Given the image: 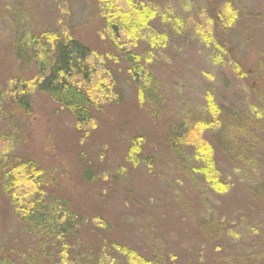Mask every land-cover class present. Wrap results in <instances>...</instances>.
I'll return each mask as SVG.
<instances>
[{"label":"rangeland","instance_id":"obj_1","mask_svg":"<svg viewBox=\"0 0 264 264\" xmlns=\"http://www.w3.org/2000/svg\"><path fill=\"white\" fill-rule=\"evenodd\" d=\"M135 1L156 14L132 46L148 57L141 97L128 58L115 56L110 19L125 0H0L1 100L14 81L38 78L17 45L39 32L68 33L88 47L94 84L112 73L120 99L107 91L112 102H97L84 128L44 92H25V112L5 99L0 155L35 161L48 190L83 223L58 246L63 252H50L49 242L45 251L3 196L0 261L134 264L130 252L163 264H264V0ZM165 14L176 30L161 21ZM228 14L235 20L223 28ZM208 113L214 126L201 137L214 150L217 189L188 158L195 135L178 158L167 140L183 119ZM139 138L143 157L129 162L126 148Z\"/></svg>","mask_w":264,"mask_h":264},{"label":"trees","instance_id":"obj_2","mask_svg":"<svg viewBox=\"0 0 264 264\" xmlns=\"http://www.w3.org/2000/svg\"><path fill=\"white\" fill-rule=\"evenodd\" d=\"M125 2L127 7L123 10L120 9V15L113 14L110 19L111 25H113L111 26L113 42L118 49V51L115 50L117 53L115 56L120 54V56L128 58L129 68L126 71L137 84L138 96L141 97L140 91H145L143 85L146 88L150 81L144 66L148 57L145 59L138 55L134 56L132 46H136L134 42L138 39L140 32L151 25V19L156 17V14L146 6L144 7L141 2L135 0H125ZM135 3H138V6ZM114 10L117 8L115 7ZM218 13L219 11H217ZM130 14L134 17H130ZM166 15H161L159 18L164 25L166 24L167 27L172 25L171 27L176 30L177 20H170L171 18ZM220 16H216V19ZM135 18L137 20L134 22ZM221 18L224 22L223 28L230 26L235 20L233 14L222 15ZM212 20L215 21V18ZM25 38H22L25 40L23 47L20 45V38L18 39L17 50L19 55L22 54L34 62L38 78L34 79L33 83L30 80L14 81L15 85L8 87L5 96V99L12 98L17 107L22 108L24 112L29 108V102L27 103L24 99L27 95L25 92L35 89L37 92L48 94L60 108L67 109L74 117L75 123L84 128L90 123L91 109L97 102L102 103V106L108 100L112 102L107 95L108 92L111 96H116V101H120L118 91L113 95V81L116 79L112 73L110 76L107 75L106 72L110 70L105 72L104 69L102 70L106 73L103 78L104 83L97 79V83L94 84L92 79L94 69L91 68L88 58L90 50L72 35L39 32L36 36L29 34ZM168 38L167 34H163V42ZM2 98L3 100L0 98V111L3 110L1 107L5 102L4 96ZM212 116L209 113L203 117L198 114L197 117H193V122L183 119L172 127L167 140L170 151L178 158L182 155L185 145L191 143L188 138L195 135L196 143L194 145L191 143L192 153L188 158L200 163V170L198 167L195 168L196 173H200V171L204 173V179L214 189H217L222 185V182L219 180L217 170H214L212 160L214 150L209 145V141L207 142L201 137L205 130L214 126L215 117ZM144 142L142 138H139L129 143L126 148L127 161L143 157ZM132 155H135L134 158H131ZM85 176L88 177V173H85ZM48 181L46 172L35 161L13 154L12 156L0 155V199L5 196L16 221L23 224L25 232L36 239L37 245H41L45 251H48L45 243L49 242L53 246L50 247V252L57 250L63 252L64 249H58V246H62L69 239H75L78 236L77 228L83 223V219L77 217V214L63 199L54 197L55 195L47 188ZM129 254L130 260L134 264H163L162 261H144L136 257L135 254L130 252ZM44 256L46 257V255ZM0 264L12 263L3 259ZM53 264H57V262H53Z\"/></svg>","mask_w":264,"mask_h":264}]
</instances>
